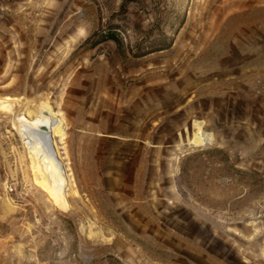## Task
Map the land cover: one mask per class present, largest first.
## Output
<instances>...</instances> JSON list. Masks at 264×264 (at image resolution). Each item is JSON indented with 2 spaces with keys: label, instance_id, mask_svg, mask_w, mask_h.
Wrapping results in <instances>:
<instances>
[{
  "label": "rangeland",
  "instance_id": "1",
  "mask_svg": "<svg viewBox=\"0 0 264 264\" xmlns=\"http://www.w3.org/2000/svg\"><path fill=\"white\" fill-rule=\"evenodd\" d=\"M11 98L79 193L26 181L0 105V264H264V0H0Z\"/></svg>",
  "mask_w": 264,
  "mask_h": 264
},
{
  "label": "bare ground",
  "instance_id": "2",
  "mask_svg": "<svg viewBox=\"0 0 264 264\" xmlns=\"http://www.w3.org/2000/svg\"><path fill=\"white\" fill-rule=\"evenodd\" d=\"M0 105L11 116L12 129L20 136L23 150L18 154L20 165L26 167V181L31 180L55 205L68 206L69 196L79 192L64 163L58 131L49 110L43 105L17 109L14 98L0 101Z\"/></svg>",
  "mask_w": 264,
  "mask_h": 264
},
{
  "label": "trees",
  "instance_id": "3",
  "mask_svg": "<svg viewBox=\"0 0 264 264\" xmlns=\"http://www.w3.org/2000/svg\"><path fill=\"white\" fill-rule=\"evenodd\" d=\"M106 39H112V40L116 41L119 45V39L114 33H109V34H107V36H103L101 38V40H99V41H104Z\"/></svg>",
  "mask_w": 264,
  "mask_h": 264
}]
</instances>
